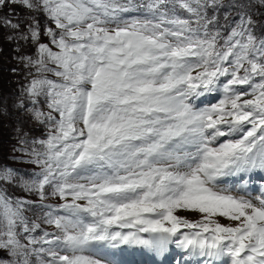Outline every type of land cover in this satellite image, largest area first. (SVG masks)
Listing matches in <instances>:
<instances>
[{
    "label": "snow or ice",
    "instance_id": "1",
    "mask_svg": "<svg viewBox=\"0 0 264 264\" xmlns=\"http://www.w3.org/2000/svg\"><path fill=\"white\" fill-rule=\"evenodd\" d=\"M16 4L28 15L0 27L35 49L16 57L18 108L42 134L18 129L13 149L36 168L0 169L29 194L0 184V264H129L126 251L171 248L177 264H264V181L252 179L264 174V35L250 6L223 22L220 0L0 9Z\"/></svg>",
    "mask_w": 264,
    "mask_h": 264
},
{
    "label": "rangeland",
    "instance_id": "2",
    "mask_svg": "<svg viewBox=\"0 0 264 264\" xmlns=\"http://www.w3.org/2000/svg\"><path fill=\"white\" fill-rule=\"evenodd\" d=\"M245 3L250 6L253 20L257 22V34L264 35V4L259 0H220L222 7L219 9V16L223 22V14L228 12L230 14L236 9L232 8L233 3ZM211 12V9L209 10ZM7 14L9 18L15 21L18 18H25L28 15V10L23 5H12L11 9H0V15ZM10 33L5 27H0V100L4 101L5 111L0 114V169L11 167L28 171L36 168L27 162V157L24 159H14L17 156H24V153L15 152L13 149L18 148L19 137L17 130L27 132L30 136H40L41 130L36 129L34 123L27 118L25 113L19 110L18 101L22 98L23 88L27 84L26 70L24 64L16 57L18 54L31 55L34 53V47L25 41H20L21 47L13 41H9L7 36ZM46 40V38H45ZM16 68L17 71L13 72L11 69ZM6 188L8 194L13 196H27L19 190L18 187L8 185L6 182H0ZM253 192V194L257 193ZM37 199L36 197H30ZM50 203L58 202L56 198H50ZM191 214V213H188ZM47 227V226H45ZM0 252V257H3Z\"/></svg>",
    "mask_w": 264,
    "mask_h": 264
},
{
    "label": "bare ground",
    "instance_id": "3",
    "mask_svg": "<svg viewBox=\"0 0 264 264\" xmlns=\"http://www.w3.org/2000/svg\"><path fill=\"white\" fill-rule=\"evenodd\" d=\"M252 179L256 181H264V174L255 173ZM231 181L235 183L238 181V178L233 177L231 178ZM256 189H257V185L253 184V192H256L257 191ZM182 214L193 217V214H188V213H182ZM139 256H143L145 258L144 262H146V264H177V260L180 257V252L175 248H171L170 251L167 254H165V256L161 259L155 257L154 255H150L147 252L134 250V251H126L122 256V259L129 262L130 264L133 263V260L137 259V257Z\"/></svg>",
    "mask_w": 264,
    "mask_h": 264
}]
</instances>
